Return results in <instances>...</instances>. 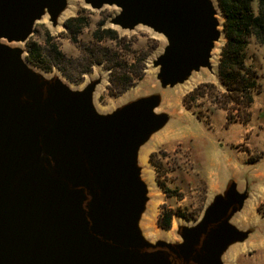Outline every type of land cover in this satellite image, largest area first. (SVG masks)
<instances>
[{"label": "water", "instance_id": "95a60500", "mask_svg": "<svg viewBox=\"0 0 264 264\" xmlns=\"http://www.w3.org/2000/svg\"><path fill=\"white\" fill-rule=\"evenodd\" d=\"M84 2L117 7L110 22L121 29L143 25L165 37L152 61L161 87L213 71V52L225 42L217 0ZM66 8L67 0H0V264H223L227 249L248 244L259 225L232 220L264 186V161L223 174L220 165L199 219L177 226L180 240L147 239L140 220L149 186L139 154L174 115L156 112L158 94L98 111L100 79L73 88L10 45L25 43L45 14L57 25Z\"/></svg>", "mask_w": 264, "mask_h": 264}, {"label": "rangeland", "instance_id": "374dc122", "mask_svg": "<svg viewBox=\"0 0 264 264\" xmlns=\"http://www.w3.org/2000/svg\"><path fill=\"white\" fill-rule=\"evenodd\" d=\"M118 11L115 6L92 9L84 0H67V8L58 18L57 25H52L45 14L35 23L33 34L25 43L10 45L23 48L28 64L47 77L58 75L73 88L100 79L93 93V102L103 113L138 97L151 94L161 97L156 112L174 116L141 147L148 150V163L142 167L150 177H146L149 200L141 216L140 228L149 240L179 241L177 226L190 225L199 219L211 199L209 185L214 182L213 174L220 165L219 171L223 174L228 172L224 170L227 166L237 171L247 162L264 161V45L250 41L246 49L244 61L257 72L256 87L251 92L252 102L247 106L243 100L234 103L218 83L214 72L218 67L220 49L213 52V71L202 68L192 74L193 81L188 84L161 87L156 77L158 68L152 61L167 45L165 37L143 25L124 30L111 24L110 19ZM71 17L78 19L71 23L73 29L80 30L75 33L74 41L63 25ZM96 29L103 37L98 44L91 38ZM104 29L115 30L117 39L109 41L105 38ZM30 43H34L38 51L47 53L45 62L55 58V50L62 56L49 69H43L27 59ZM110 44L129 49L118 64L110 61V67L116 66V71L108 68L106 57L98 64L89 65L95 46ZM222 44L218 43L217 47L222 48ZM61 68L70 77L63 74ZM129 79L131 85L118 94L121 83ZM152 152L156 154L155 164L149 162ZM164 208L177 214L173 216L169 229H161L156 224V218ZM232 221L245 227L257 222L259 225L248 244L238 243L227 249L222 256L223 264H264V186L249 195L243 209Z\"/></svg>", "mask_w": 264, "mask_h": 264}, {"label": "trees", "instance_id": "16d2710c", "mask_svg": "<svg viewBox=\"0 0 264 264\" xmlns=\"http://www.w3.org/2000/svg\"><path fill=\"white\" fill-rule=\"evenodd\" d=\"M221 14L224 18L223 29L225 35V42L221 48V53L218 61V77L219 83L224 88L226 94L234 103H239L243 100L244 106L252 102L251 92L256 87L255 78L257 72L254 68L246 65V49L252 41L255 45H264V0H217ZM76 17H71L64 21V27L70 32L71 41L76 40L75 33L79 29H73L71 23L77 21ZM103 36L109 41L116 40L115 30L104 29ZM91 38L96 44L102 39L99 29L91 33ZM95 50L91 51L89 65L100 63L104 57L107 58L109 64L108 68L116 71V66L111 62L118 60L128 53L129 49L120 48L116 44L100 47L95 46ZM27 59L34 65L43 69H49L53 62L58 61L62 54L55 50V58L45 62L44 58L47 56L45 51H38L34 47V43H30L27 48ZM101 53V56L99 55ZM49 55V54H48ZM60 68V67H59ZM63 74H66L61 68ZM67 77H70L66 74ZM131 85V80H124L118 88L117 93L124 92ZM155 153L149 154V162L155 164ZM160 184V181H158ZM166 192V190H164ZM177 215L170 209H162L161 213L156 218V224L161 229H169L173 216ZM186 216V215H182Z\"/></svg>", "mask_w": 264, "mask_h": 264}, {"label": "crops", "instance_id": "0c3cea01", "mask_svg": "<svg viewBox=\"0 0 264 264\" xmlns=\"http://www.w3.org/2000/svg\"><path fill=\"white\" fill-rule=\"evenodd\" d=\"M147 155H148V150L147 149H145V148H143L141 151H140V154H139V160L141 161V163H144V164H147L148 163V161H147ZM254 162V161H253ZM248 163V162H247ZM246 164V163H245ZM244 165V164H243ZM242 165V166H243ZM143 175L145 176V177H150V173L148 172V171H146V170H144L143 171ZM263 176H264V173H263ZM212 179H213V177H212ZM215 188V183L213 182V183H211L210 185H209V191L210 190H213Z\"/></svg>", "mask_w": 264, "mask_h": 264}]
</instances>
